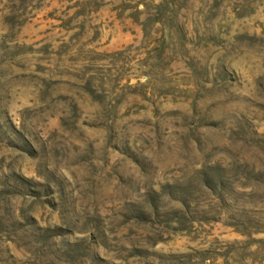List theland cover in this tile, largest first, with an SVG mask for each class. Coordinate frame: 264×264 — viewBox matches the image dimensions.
<instances>
[{
    "label": "rangeland",
    "instance_id": "rangeland-1",
    "mask_svg": "<svg viewBox=\"0 0 264 264\" xmlns=\"http://www.w3.org/2000/svg\"><path fill=\"white\" fill-rule=\"evenodd\" d=\"M0 264H264V0H0Z\"/></svg>",
    "mask_w": 264,
    "mask_h": 264
}]
</instances>
